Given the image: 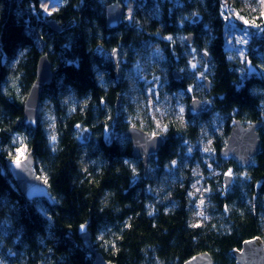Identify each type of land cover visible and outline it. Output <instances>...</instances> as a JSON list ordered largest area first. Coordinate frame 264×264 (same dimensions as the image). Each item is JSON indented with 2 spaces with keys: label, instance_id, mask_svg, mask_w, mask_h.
Returning <instances> with one entry per match:
<instances>
[{
  "label": "trees",
  "instance_id": "obj_1",
  "mask_svg": "<svg viewBox=\"0 0 264 264\" xmlns=\"http://www.w3.org/2000/svg\"><path fill=\"white\" fill-rule=\"evenodd\" d=\"M115 1L129 15L110 28ZM53 2L46 15L42 0H0V264H94L78 233L87 221L93 247L116 264H184L204 251L237 264L234 249L264 241V0ZM230 10L249 24L243 56L228 46ZM52 19L71 24L57 32ZM44 53L54 78L27 126ZM192 97L210 108L191 115ZM235 119L262 123L249 166L221 157ZM132 125L164 137L146 173L125 136ZM21 148L52 205L27 200L6 168Z\"/></svg>",
  "mask_w": 264,
  "mask_h": 264
},
{
  "label": "water",
  "instance_id": "obj_2",
  "mask_svg": "<svg viewBox=\"0 0 264 264\" xmlns=\"http://www.w3.org/2000/svg\"><path fill=\"white\" fill-rule=\"evenodd\" d=\"M126 14V7L120 1H115L107 6L106 22L110 28H116L122 22ZM197 20V17H195ZM50 27L62 32L66 30L71 23L61 26L57 20L48 21ZM187 43H192L194 35L188 34L185 38ZM205 60H209L207 52H203ZM115 65L116 74L119 75L118 65V50L112 53ZM175 78H181L180 73L174 71ZM54 78L52 62L47 53L40 56L37 66V76L29 90V93L24 102V124L27 126L36 127L39 120L41 97L43 89L46 85L51 84ZM207 88L209 89V80L205 79ZM210 108V103H204L199 97H192L188 103V112L195 116L198 113ZM262 123L254 121L249 124H243L240 119H235L234 125L230 131L225 146L221 149V157L223 159L234 158L240 165L249 166L252 163V158L257 156L261 150V139L258 128ZM84 140L89 137V132L86 130L83 134ZM113 133L110 132L107 139L111 142ZM125 136L131 140L133 148V156L141 159V164L145 173L148 170L150 157L156 153L164 143V137L161 134H150L139 126L132 125L126 132ZM22 158L20 164L16 163L15 158H8L5 161L6 168L17 183L19 190L24 194L27 200L32 201L36 198H44L52 205L54 199L51 196L48 185L44 178L35 171V159L32 151H28ZM225 188H228L233 180V175H225ZM83 226V227H82ZM78 233L84 245L92 251L94 255V264H116L106 259L102 253L96 250L92 245V237L89 231V221L81 224L78 227ZM237 264H264V241L260 236L247 239L243 242L240 249L233 250ZM184 264H215L214 259L207 251L200 252L192 258L185 261Z\"/></svg>",
  "mask_w": 264,
  "mask_h": 264
},
{
  "label": "rangeland",
  "instance_id": "obj_3",
  "mask_svg": "<svg viewBox=\"0 0 264 264\" xmlns=\"http://www.w3.org/2000/svg\"><path fill=\"white\" fill-rule=\"evenodd\" d=\"M128 4V3H127ZM42 5L44 8V13L47 15L48 13L52 12L55 9L56 4L53 0H42ZM127 8V6H126ZM126 15H129V8L127 10ZM228 18V25H227V40L228 46L232 49H237L240 54L243 56L246 52L247 43L250 39V33L248 28V23L236 16V13L232 10L229 11V14L226 15ZM235 20L240 21L242 24L238 25ZM118 61V59H117ZM199 64L198 61L193 63L194 67ZM26 153H24V156Z\"/></svg>",
  "mask_w": 264,
  "mask_h": 264
},
{
  "label": "snow or ice",
  "instance_id": "obj_4",
  "mask_svg": "<svg viewBox=\"0 0 264 264\" xmlns=\"http://www.w3.org/2000/svg\"><path fill=\"white\" fill-rule=\"evenodd\" d=\"M169 39H170V38H169ZM193 66H194V65H193ZM181 111H183V110L181 109ZM25 151H26V149H24V148H21V149H20V158L16 160V163H17L18 165L20 164L22 158H23V159L26 158V157L24 156ZM226 175H229V176H230V175H231V171H229L228 173H226ZM201 203H203V202H201ZM82 227H83V226H82Z\"/></svg>",
  "mask_w": 264,
  "mask_h": 264
}]
</instances>
